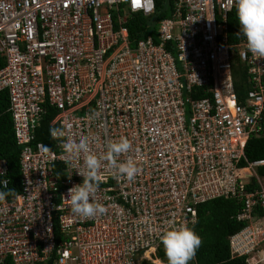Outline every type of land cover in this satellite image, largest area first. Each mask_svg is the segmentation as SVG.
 Listing matches in <instances>:
<instances>
[{
	"label": "built area",
	"instance_id": "2783aa9c",
	"mask_svg": "<svg viewBox=\"0 0 264 264\" xmlns=\"http://www.w3.org/2000/svg\"><path fill=\"white\" fill-rule=\"evenodd\" d=\"M234 10V0H173L169 17L132 45L128 19L151 18L155 0H0V93L21 173V192L0 202V264H167L156 258L162 233L193 228L197 208L218 199L240 204L230 257L264 264V159L246 156L264 135V58L245 55L243 37L232 42ZM48 108L98 156L111 140L131 142L120 160L141 171L128 182L101 168L103 215L75 216L64 199L82 183L83 154L69 157L62 139L51 137V152L36 142ZM7 175L0 161V189Z\"/></svg>",
	"mask_w": 264,
	"mask_h": 264
},
{
	"label": "trees",
	"instance_id": "16d2710c",
	"mask_svg": "<svg viewBox=\"0 0 264 264\" xmlns=\"http://www.w3.org/2000/svg\"><path fill=\"white\" fill-rule=\"evenodd\" d=\"M172 4L173 0H155L156 11L151 18L132 15L126 25L130 43L133 45L141 38L152 35V30L148 28V25L153 21L158 22L168 18ZM229 27L232 42L236 43L241 40L242 36L237 35L240 26L236 17V9L230 16ZM5 64V59L0 56V70ZM233 74L236 91L242 95L247 86L243 84L245 79L243 68L237 60L233 63ZM9 107L7 92L0 93V161H5L8 165L7 179L9 180L8 187L0 190H14V194L10 195L7 200L16 197L21 192L20 149L15 141ZM52 127H58V114L55 109L48 108L35 136L36 142H41L50 149L48 152L55 151L54 142L49 132ZM246 156L250 161L264 159V135L249 140ZM53 172L61 188V183L65 180V167L63 164L57 163L53 166ZM239 209V203L224 199L213 200L197 208L198 219L193 229L200 236L202 243L193 258L196 264H245L243 258L232 259L230 257L228 242L230 235L244 227L243 224L237 223L233 218ZM156 258L167 263L163 245L157 249ZM144 264L151 263L145 261Z\"/></svg>",
	"mask_w": 264,
	"mask_h": 264
},
{
	"label": "clouds",
	"instance_id": "9594fccd",
	"mask_svg": "<svg viewBox=\"0 0 264 264\" xmlns=\"http://www.w3.org/2000/svg\"><path fill=\"white\" fill-rule=\"evenodd\" d=\"M236 17L239 22L238 36L246 43V53L264 58V0H234ZM54 139H62V146L69 157L83 154L84 171L77 173L82 183L67 190L65 200L70 201L73 215L89 219L103 215L106 207L95 199L99 190L100 170L107 167L113 170L119 179L132 182L141 169L132 158L124 161L120 157L132 150V144L126 137L107 142L102 155H97L90 148V138L86 134L72 135L63 127H52L49 130ZM46 151L47 146L41 145ZM2 184L6 186L7 181ZM13 189L0 190V202H6ZM167 258V264H189L196 255L202 240L192 227L187 224L172 226L160 237Z\"/></svg>",
	"mask_w": 264,
	"mask_h": 264
}]
</instances>
